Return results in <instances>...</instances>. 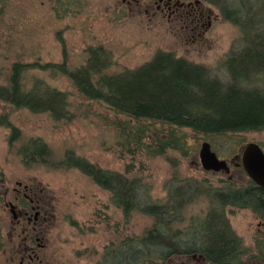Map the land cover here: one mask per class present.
Here are the masks:
<instances>
[{"label":"rangeland","instance_id":"rangeland-1","mask_svg":"<svg viewBox=\"0 0 264 264\" xmlns=\"http://www.w3.org/2000/svg\"><path fill=\"white\" fill-rule=\"evenodd\" d=\"M180 1L193 4L162 11L156 0H0L2 79L9 75L16 60L61 62L66 58L72 67H79L86 62L88 48L101 45L110 52L107 73L138 67L158 51H166L204 65L218 78L227 80V59L246 47L244 36L264 32V0L258 1L262 11L255 0H229L231 8L238 10V17L246 20L242 27L211 2ZM246 7L252 8L250 14L254 17H246ZM242 69L248 67L242 65ZM255 76L250 85L264 90V76L259 80ZM27 77L29 87H41L40 81L32 82L38 78L46 86L65 90L70 117L54 120L47 112L34 113L0 102V114L8 113L11 124L21 132L20 138L11 143V128L0 125V264H18L32 249L37 264H102L109 248H117L153 227V217L134 212L126 219L113 203L110 191L77 168L61 167L64 164L60 160L67 150L110 171L125 172L133 164L132 172L143 176L150 187V199L163 202L167 201L168 182L175 175L201 181L208 187L224 185L229 179L226 173L202 167L199 151L204 141H209L225 159L232 158L248 142L264 148V130L213 141L187 130L191 144L188 155L170 152L171 158L159 155L132 159L118 146L119 131L109 108L82 97L63 74L32 69ZM54 102L58 106L57 98ZM31 138L47 143V163H24L20 147ZM230 177L234 185L246 184L250 179L243 167L235 166ZM24 192L34 200L36 209H31ZM9 202L17 206V220L13 219ZM210 206L204 195L190 202L184 210L182 229L204 218ZM25 210L32 218L37 211V220L29 224ZM225 213L242 241L243 262L264 264V220L250 208L226 206ZM164 264L205 261L198 255L182 254Z\"/></svg>","mask_w":264,"mask_h":264},{"label":"trees","instance_id":"trees-1","mask_svg":"<svg viewBox=\"0 0 264 264\" xmlns=\"http://www.w3.org/2000/svg\"><path fill=\"white\" fill-rule=\"evenodd\" d=\"M204 1L219 6L226 18L239 26L246 22L238 17V10L231 8L229 0ZM255 1L262 11L259 0ZM245 9L246 17H254L251 7ZM244 37L246 47L227 59V80L218 78L204 65L166 51H158L138 67L107 73L110 52L100 45L88 48L86 62L79 67H72L66 58L61 62L16 60L3 79L0 70V102L34 113L47 112L54 120L68 119L70 102L65 90L46 86L38 78L32 82L40 81L44 90L27 84L32 69L63 74L82 97L113 112L112 122L118 128V146L123 153L132 159L159 155L171 158L170 152L186 156L191 146L187 130L212 141L264 130V90L250 85L252 76L256 75L257 80L264 76V32ZM242 65L248 69L243 70ZM0 125L11 128V143L20 138V129L11 124L8 113L0 114ZM49 151L41 138H31L20 147L28 166L47 163ZM173 160L178 162L175 157ZM60 163L64 164L61 167L79 169L110 191L113 203L126 219L134 212L154 219L153 227L141 236L109 248L102 264H164L182 254H201L208 262L245 264L242 241L232 229L225 208H250L264 220V187L251 179L243 185L227 179L224 185L208 187L201 181L175 175L168 182L167 201L156 202L150 199V187L143 176L132 172L133 164L125 172L110 171L71 150L63 154ZM202 195L211 202L206 216L182 229L186 206Z\"/></svg>","mask_w":264,"mask_h":264},{"label":"water","instance_id":"water-1","mask_svg":"<svg viewBox=\"0 0 264 264\" xmlns=\"http://www.w3.org/2000/svg\"><path fill=\"white\" fill-rule=\"evenodd\" d=\"M199 157L204 170L230 174L231 167L228 160L220 158L218 153L212 149V145L209 141H204L201 144ZM239 158L241 165L250 179L257 185L264 187V149L262 146L257 142L246 143ZM13 210L14 205H12V211ZM199 257L205 261V264H225L208 262L202 255Z\"/></svg>","mask_w":264,"mask_h":264},{"label":"flooded vegetation","instance_id":"flooded-vegetation-1","mask_svg":"<svg viewBox=\"0 0 264 264\" xmlns=\"http://www.w3.org/2000/svg\"><path fill=\"white\" fill-rule=\"evenodd\" d=\"M196 3L199 2V0H195ZM194 2V3H195ZM156 3H157V8L159 10H162L164 11L165 9L170 11L172 10L173 8H177V7H183V6H191L193 4V2H185V1H180V0H156ZM263 148V147H262ZM264 149V148H263ZM219 156V155H218ZM220 157V156H219ZM240 154H235L232 158H226L228 160V163L230 164V167L232 168V166L234 167H243L241 165V161H240ZM220 158H224V157H220ZM207 171V170H206ZM214 172V171H212ZM246 172V171H245ZM224 173V172H222ZM231 173V172H230ZM229 176V179H230V174H228ZM250 178V177H249ZM25 190H27V188L25 187ZM17 193L19 195H21V191L20 190H17ZM23 196L26 198H28V194L26 192L23 193ZM29 203H30V206H31V209L34 210L36 209V206L34 204V200L31 199L29 197ZM9 207H10V210L12 212V215H13V219L14 220H17L19 218V214H18V211H17V206L16 204H14L13 202H9L8 203ZM12 205H14V210L12 211ZM35 217L32 218L29 214V211L28 210H25V217L28 219L27 222L30 224L32 223V219L33 221L35 222L37 220V217H38V212L36 211ZM118 247V246H117ZM194 255H197V254H194ZM201 255V254H200ZM198 255V256H200ZM201 258V257H200ZM204 258V257H203ZM38 259L37 255H36V252L35 250H31V252L28 253V256L27 258L26 257H23L20 261H19V264H37L35 263V261ZM203 260V259H202Z\"/></svg>","mask_w":264,"mask_h":264}]
</instances>
